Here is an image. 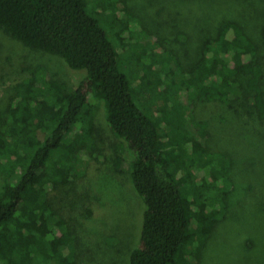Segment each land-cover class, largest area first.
Wrapping results in <instances>:
<instances>
[{
    "label": "trees",
    "instance_id": "trees-1",
    "mask_svg": "<svg viewBox=\"0 0 264 264\" xmlns=\"http://www.w3.org/2000/svg\"><path fill=\"white\" fill-rule=\"evenodd\" d=\"M117 2L101 0L91 13L87 0H0L1 31L27 47L62 57L74 70L87 71L75 90L37 74L14 86L0 127V170L7 176L0 194V264H82L70 227L75 212L56 210L51 200L60 185L77 178L78 164L98 161L92 144L97 131L96 101L104 103L107 122L126 150L114 159L115 168L123 172V164L128 163L133 185L146 204L130 264L199 263L206 239L226 211L225 203L204 200L197 189L191 192L198 186L192 168L196 160L188 164L191 154L182 144L194 139L193 153L209 154L204 123H197L199 132L193 138L171 137L167 142L164 124L173 131L181 127L175 120L180 115L175 105L168 111L176 109V117L165 109L181 86L192 99L236 101L242 92L238 78L245 77L251 92L248 104L264 124V65L256 43L237 21L224 22L216 37L204 42L196 65L179 76V83L175 79L180 61L177 70H169L167 76L172 78L166 89L153 93L164 97L165 107L156 119L139 98L140 86L152 97L147 74L137 86L135 79L121 71L119 51L96 17L104 13L111 18L120 44L126 49L133 46L124 43L122 34L134 21L133 14L123 8L128 21L119 18ZM261 32L264 37V26ZM154 44L161 47L160 42ZM167 52L171 60L177 58ZM157 64L153 61V66ZM157 81L158 86L164 82L161 77ZM229 161L225 155L218 162L215 156L206 157L202 164L210 177L202 183L217 187L223 181L229 189L231 182L224 178Z\"/></svg>",
    "mask_w": 264,
    "mask_h": 264
},
{
    "label": "rangeland",
    "instance_id": "rangeland-1",
    "mask_svg": "<svg viewBox=\"0 0 264 264\" xmlns=\"http://www.w3.org/2000/svg\"><path fill=\"white\" fill-rule=\"evenodd\" d=\"M87 1L91 13L101 4V0ZM117 6L119 18L128 21L123 8L134 17V21H129L130 28L122 33L124 43L133 44L128 49L120 44L118 27L112 28L111 18L104 13L96 17L119 51L121 71L135 79L137 86L147 74L145 80L146 84L151 82L152 97H147L140 86L139 98L144 110L156 119L165 107L164 97L153 93L166 89L172 78L167 76L169 70H177L176 62L180 61L175 79L179 83V76L196 65L204 42L216 37L224 22L233 20L243 26L256 43L258 59L264 65L261 32L264 0H118ZM157 42L160 48L154 44ZM166 51L177 58L171 60ZM155 60L158 64L153 66ZM33 74L57 79L75 90L87 71L74 70L62 57L27 47L0 30V127L15 94L14 86ZM160 77L164 82L158 86ZM237 83L241 85V95L228 104L211 102L205 97L192 99L181 86L165 109L170 117H176V109L168 111L175 105L180 114L175 120L181 127L173 131L171 125L164 124L167 142L171 137L179 141L193 138V133L199 132L197 123H204L209 154L202 157L194 154V139L182 144L191 154L188 164L191 159L196 160L192 168L198 186L191 192L194 194L197 189L202 199L226 204V211L206 239L197 264H264V124L248 104L251 92L247 78L239 77ZM96 106L97 131L92 144L98 161H83L80 167L78 164L77 178L69 185H60L51 203L56 210H74L70 227L76 236L74 244L82 264H130L131 253L140 241L146 204L133 185L128 163L123 164V172L116 170L114 159L121 152L126 154V150L107 122L104 103L96 101ZM223 154L230 160L224 173V178L231 182L227 185L229 189L223 187V181L217 187L203 184L204 178L210 177L203 166L206 157L215 156L218 162ZM6 182L7 176L0 170V194Z\"/></svg>",
    "mask_w": 264,
    "mask_h": 264
}]
</instances>
